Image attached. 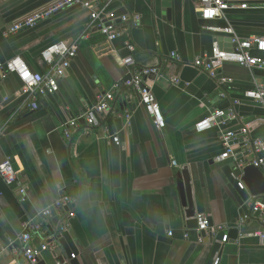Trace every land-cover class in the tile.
I'll use <instances>...</instances> for the list:
<instances>
[{"label": "crops", "instance_id": "crops-1", "mask_svg": "<svg viewBox=\"0 0 264 264\" xmlns=\"http://www.w3.org/2000/svg\"><path fill=\"white\" fill-rule=\"evenodd\" d=\"M53 1L27 0L0 11V64L20 57L31 71L44 75V49L59 42L77 46L57 91L38 97L36 111L26 108L16 76L0 78V164L9 159L26 187L20 198L0 180V264H29L17 244L27 221L40 225L28 246L47 245L39 258L46 264H59L54 254L60 264H210L215 256L220 264H264V244L255 236L264 234V226L253 218L256 202L264 210V196L245 201L232 183L237 178L224 172L239 155L247 154L248 162L264 159V151L255 154L251 147L253 140L264 138V108L244 97L264 84V72L223 64L220 79H212L194 66L196 59L210 56L215 42L230 49V37L222 32L226 27L241 40L264 37V0H223L234 8L209 21L199 17V0H170V18L163 0H111L106 14L125 8L128 18H139L138 25L115 26L121 34L112 42L96 24L91 26L89 12L80 6L5 36L12 24ZM259 56L264 59V53ZM129 57L134 63L130 72L120 64ZM147 68L161 74L150 82L165 123L161 130L127 81L121 85ZM106 93L114 97L97 125L79 119L66 138L61 126L83 116ZM227 110L235 118L195 131L214 111ZM226 131L235 135V156L216 162ZM258 168L264 175V167ZM180 173L187 176L196 215L205 213L212 226H223L226 243L221 234H198L189 224L177 189ZM63 194L73 197V218L66 219L64 209L42 217L40 212ZM64 224L61 236L69 256L56 241V230Z\"/></svg>", "mask_w": 264, "mask_h": 264}, {"label": "built area", "instance_id": "built-area-1", "mask_svg": "<svg viewBox=\"0 0 264 264\" xmlns=\"http://www.w3.org/2000/svg\"><path fill=\"white\" fill-rule=\"evenodd\" d=\"M111 0H55L49 5L38 9L27 16L19 19L17 22L8 27L5 31V36L15 35L20 31L34 28L38 23L48 20L54 15L64 11L73 6H80L89 12L91 19V26L96 24L99 34L104 37L108 42L115 40L121 31H117V25L134 26L138 25L139 18L134 17L132 19L127 16H123L120 19V24L107 25L105 22L108 20L107 16L112 13L106 14L107 8L110 5ZM234 6L229 5L223 0H199L197 12L199 17L204 21L214 20L219 18L223 13ZM240 8H247L246 5H241ZM264 8V3H263ZM114 23L113 21H111ZM214 31L216 29H210ZM222 32L230 37V49H222L217 42L213 43L210 56L198 58L194 61V66L204 71L212 79H217L218 69L223 64H235L248 70H258L264 72V59L259 54L264 53V37H251L246 40L239 39L231 27L222 29ZM129 51H134L132 45H127ZM76 43L67 45L64 42L55 43L40 54L41 61L47 65V72L44 75L31 71L25 62L20 57H14L5 63L0 64V78H4L7 75H14L17 77L21 84V93L26 96L28 104L26 108L31 111L38 109V97L53 95L58 89V80L63 79L67 70L70 67V62L76 56ZM257 53V54H254ZM170 57L174 61L180 59L175 53H171ZM120 64L126 67L129 72L133 66L132 58H124L120 61ZM161 77V74L157 68H147L135 71L132 73L131 79L126 82V86L132 88L138 95L139 105L145 110L147 115L151 118L152 124L156 130L164 128V120L157 104V101L151 91L150 82L153 79ZM173 84H177L176 79L172 80ZM225 82V81H224ZM223 96V94H221ZM246 99L261 105L264 108V84H256L253 89H250L244 93ZM113 100V95L106 93L98 98V103L90 110H88L80 118L72 119L64 123L62 127L63 135L69 138L72 131L71 129L77 128V120L82 119L89 126L97 125L96 116L105 114L109 110L108 103ZM237 104L238 101H235ZM235 118L234 111H214L203 121L195 125L196 132H203L211 128L212 125L219 121H226ZM1 132V129H0ZM247 129L243 130L246 134ZM113 142L119 145L117 137H112ZM235 135L231 131H226L220 137L224 152L217 157L216 162H222L230 157H234L235 154L232 148V142ZM251 147L255 154L264 151V138L256 139L251 142ZM175 165V163H172ZM248 165L255 167H264V159L256 158ZM235 178V177H234ZM0 180L6 185L14 187L17 190L20 198L26 196V187L22 183L18 172L12 166L9 159H6L0 164ZM237 188L241 191L244 186L241 182L237 184ZM73 197L68 194H63L54 200L50 207L43 209L40 215L44 218H50L52 211L66 210V219H71L74 216V212L67 209L68 206L73 204ZM260 203L256 202L253 207V212L259 211ZM196 228L195 231L198 234L212 233L223 234L221 243H226L228 240L227 233L223 226H212L210 223L209 215L200 213L195 216ZM244 221V219H242ZM241 221V222H242ZM59 235L61 236L67 230V225L59 226ZM40 230V225L25 222L22 224V232L17 238V244L22 250L23 256L29 264H35L36 259L40 258L41 253L48 249L47 245L40 246L39 249H34L28 246L31 239V235L34 232ZM168 237H172L173 233L168 232ZM260 241L264 244V234H255ZM183 238H187L184 234ZM199 242L200 239H199ZM74 258V255H71ZM210 264H220V258L215 256Z\"/></svg>", "mask_w": 264, "mask_h": 264}, {"label": "water", "instance_id": "water-1", "mask_svg": "<svg viewBox=\"0 0 264 264\" xmlns=\"http://www.w3.org/2000/svg\"><path fill=\"white\" fill-rule=\"evenodd\" d=\"M25 1L27 0H0V11L2 12H9L14 10L15 8L19 7L22 5ZM163 7L165 9V13L168 18H170V0H163ZM127 12L126 9H120L118 11L113 12L111 15H108L106 20V24H120V19L123 16H126ZM113 21L114 23H112ZM131 77L128 76L126 79L123 80L121 85L123 86L124 83L128 80H130ZM217 79H220L219 72H218V77ZM114 97V95H113ZM109 106H111V102L108 103ZM118 112V111H117ZM98 119V116H96ZM247 154L239 155L227 168L224 169L225 174L227 177L229 175H233L235 178V181L232 183L237 186L239 182H241L244 186V189L239 191L240 196L242 199L245 201H248L249 198H259L261 196H264V175L262 171L253 165H248V160L246 158ZM240 179V181H237ZM177 189L180 194V201L181 204L184 208L187 207L188 211H186V218L189 219V224L193 225V227L196 228V221H195V216L196 212L194 210L192 198H191V190L189 183L187 181V176L184 173H180L178 176V181H177ZM64 185L67 187L69 183H64ZM72 190V189H71ZM186 192V196L185 193ZM72 205L68 206L67 209H71ZM253 218L256 221H262V226H264V210L263 211H256L254 213ZM59 229L56 230V233L58 234L56 237V241L59 245L63 247L65 250V253L69 256L70 255V250L67 248L65 240L62 238V236L59 235ZM234 234H237V231H233ZM224 233H221V238ZM51 244V241H50ZM55 260L60 264L62 262L61 259H58L56 255L54 254ZM35 264H46L45 262L41 261L39 258L36 259Z\"/></svg>", "mask_w": 264, "mask_h": 264}]
</instances>
